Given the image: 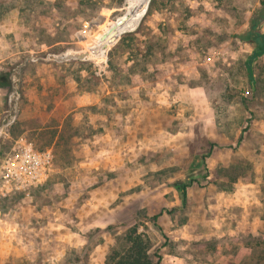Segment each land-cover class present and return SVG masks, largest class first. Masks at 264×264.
Wrapping results in <instances>:
<instances>
[{"label":"rangeland","instance_id":"374dc122","mask_svg":"<svg viewBox=\"0 0 264 264\" xmlns=\"http://www.w3.org/2000/svg\"><path fill=\"white\" fill-rule=\"evenodd\" d=\"M127 4L0 0V121L16 92L10 137L56 168L0 200V264H110L132 230L159 264H264V53L239 40L264 0H150L78 56Z\"/></svg>","mask_w":264,"mask_h":264},{"label":"built area","instance_id":"2783aa9c","mask_svg":"<svg viewBox=\"0 0 264 264\" xmlns=\"http://www.w3.org/2000/svg\"><path fill=\"white\" fill-rule=\"evenodd\" d=\"M8 113L0 121V200L15 192L44 184L56 171L50 148L37 149L23 137L11 138L9 130L17 121L18 94L9 97ZM11 141L6 152L4 140Z\"/></svg>","mask_w":264,"mask_h":264},{"label":"trees","instance_id":"16d2710c","mask_svg":"<svg viewBox=\"0 0 264 264\" xmlns=\"http://www.w3.org/2000/svg\"><path fill=\"white\" fill-rule=\"evenodd\" d=\"M250 24V30L241 35L239 40L254 44L255 51L252 56L255 58L264 53V34L257 29L259 23L256 19H252ZM126 239L128 248L123 253L113 254L110 264H159L160 257L156 253H151V244L147 236L132 230L127 234Z\"/></svg>","mask_w":264,"mask_h":264},{"label":"bare ground","instance_id":"6f19581e","mask_svg":"<svg viewBox=\"0 0 264 264\" xmlns=\"http://www.w3.org/2000/svg\"><path fill=\"white\" fill-rule=\"evenodd\" d=\"M150 0H128L127 10L120 23H112L101 36L99 41L86 50L81 51L78 56H85L89 52L101 54L109 42L115 40L119 35L132 31L139 23Z\"/></svg>","mask_w":264,"mask_h":264},{"label":"flooded vegetation","instance_id":"af4514ba","mask_svg":"<svg viewBox=\"0 0 264 264\" xmlns=\"http://www.w3.org/2000/svg\"><path fill=\"white\" fill-rule=\"evenodd\" d=\"M264 18V6L257 12L253 15V17L251 18L252 19H256L258 21V23L260 22L261 19ZM250 20V22H251ZM250 23H249V26L247 28V31L250 30Z\"/></svg>","mask_w":264,"mask_h":264},{"label":"water","instance_id":"95a60500","mask_svg":"<svg viewBox=\"0 0 264 264\" xmlns=\"http://www.w3.org/2000/svg\"><path fill=\"white\" fill-rule=\"evenodd\" d=\"M122 20H123V17H120V18H118L115 22H116V23H117V22L120 23V21H122ZM262 26H264V18L260 20L257 29H260ZM71 58H75V59H83V58H80V57H77V58H76V57H71Z\"/></svg>","mask_w":264,"mask_h":264},{"label":"crops","instance_id":"0c3cea01","mask_svg":"<svg viewBox=\"0 0 264 264\" xmlns=\"http://www.w3.org/2000/svg\"><path fill=\"white\" fill-rule=\"evenodd\" d=\"M19 137H23L24 138V136H19ZM51 149V148H50ZM52 150V149H51ZM78 244V243H77ZM67 245V244H66ZM80 245H82V243H80ZM55 251V250H54ZM56 252H57V250H56Z\"/></svg>","mask_w":264,"mask_h":264}]
</instances>
